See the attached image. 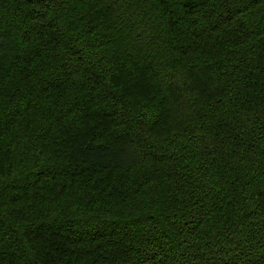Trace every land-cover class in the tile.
Wrapping results in <instances>:
<instances>
[{
    "label": "trees",
    "instance_id": "trees-1",
    "mask_svg": "<svg viewBox=\"0 0 264 264\" xmlns=\"http://www.w3.org/2000/svg\"><path fill=\"white\" fill-rule=\"evenodd\" d=\"M0 264H264V0H0Z\"/></svg>",
    "mask_w": 264,
    "mask_h": 264
}]
</instances>
